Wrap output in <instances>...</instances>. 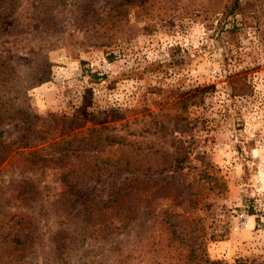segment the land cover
<instances>
[{
    "label": "rangeland",
    "instance_id": "374dc122",
    "mask_svg": "<svg viewBox=\"0 0 264 264\" xmlns=\"http://www.w3.org/2000/svg\"><path fill=\"white\" fill-rule=\"evenodd\" d=\"M116 1L0 0V55L16 61L11 95L42 118L33 128L55 119L60 128L82 131L79 138L102 128L101 143L120 146L119 154L141 169L107 171L104 182H91L97 193L108 197L113 186L106 180L119 186L124 178L130 183L149 176L159 178L153 197L123 203L126 219L114 217V203L108 228L81 232L79 219L58 221L61 205L23 201L14 185L25 175L0 166V238L24 240L30 231L16 223L26 216L35 221L38 240L34 251L19 253H6L0 240V264H156L154 251L143 245L161 231L163 215L157 214L163 211L200 247L203 264H264V0H241V12L224 30L219 14L206 9L213 0H138L125 7L123 37L91 24L96 12ZM192 6L198 9L182 16ZM30 16L35 21L27 26ZM15 20L20 24L13 26ZM37 73L42 80H35ZM235 75L245 85L240 92L228 83ZM207 85L212 88L204 99L186 108L181 93ZM28 126L5 124L6 141L17 140ZM73 150L93 155L96 148ZM145 155L158 164L154 172L139 166ZM65 186L49 170L41 182L44 204L55 198V187ZM145 187L138 183L136 190L146 194ZM124 190L126 198L136 192ZM55 232L75 239L56 252Z\"/></svg>",
    "mask_w": 264,
    "mask_h": 264
},
{
    "label": "trees",
    "instance_id": "16d2710c",
    "mask_svg": "<svg viewBox=\"0 0 264 264\" xmlns=\"http://www.w3.org/2000/svg\"><path fill=\"white\" fill-rule=\"evenodd\" d=\"M146 1L140 4L143 5ZM136 2H138V0H119L107 4L102 11L96 12L94 17L97 18V20L91 24L94 25L98 31L102 29L104 31L114 30V34L117 35L121 33L123 37L126 32L124 28V18L127 15L124 11L125 7L130 3ZM212 3L213 5H211V7H209L210 3H208L206 9L210 10L209 8H211L214 13L219 14V25L223 30L226 28L227 24L231 23V16L237 15L242 9L241 0H213ZM196 9H198L196 6H192L191 8L186 7V13L184 15L182 14V16H190L188 15L189 12L191 10L196 11ZM161 14L162 13H159L158 16H161ZM160 16L157 19H162ZM157 19L152 25H157ZM2 20L3 16H0V22H2ZM30 20L31 21L27 22V26H30L32 22L35 21V18L30 16ZM15 24H20V22L15 20L12 25L14 26ZM96 25H98V27ZM148 26H151L150 22L145 25L144 28ZM10 31L8 30L7 32L9 33ZM2 52L10 53L7 48L2 49ZM15 62L16 61L12 60L7 54L0 55V166L15 167L16 170H19L20 174L25 175V177L18 181V184L14 185L20 191V198H22L23 201L30 202V204L42 203L43 208L52 204L57 207L61 205V209L56 211L58 221H60V219H79L77 225H81L80 231L85 232L87 228H90L91 234L100 233L110 226L111 220L107 215L109 214V210H111L110 207H112L114 203H118L117 205H119V208L115 210L114 217L120 219L128 218L129 213L128 209L123 206V203L137 200L138 203H142V201L148 203L153 197V191L156 190L155 182H157L159 178L154 179L149 176L144 179L141 176L133 177L130 183H126V178H124V181L120 182L119 186L116 181L106 180L105 183L110 182V186H113L110 187V192L106 199L101 193H97V191H101L98 189V185L93 186L91 184V182L95 181L97 184L104 182V176L107 175V171L111 172L123 169L125 171L132 170V172H135L141 170L132 165L130 158L124 159L119 154L121 151L120 146L115 148L114 144L111 142L101 143L102 140H105L102 128L93 127L89 129V131L91 133L96 132L95 135L91 134L79 138L78 136L82 131L60 128L55 119L51 121L43 119L39 124L40 128H38V124L35 125L34 128L32 127L42 118L37 117L31 112L30 108L20 107L19 104H17V97L11 95L16 89L13 81L18 77L15 75L16 69L13 67ZM33 77H35L36 81L43 79L41 73H37L33 75ZM240 80L241 79L236 75L231 76L229 79L228 83L233 88V91L234 89L238 92L244 90L245 85H239ZM210 88H212V86L207 85L183 91L181 93L183 95L182 102L186 108L195 105L199 99H204V95ZM15 120L29 124V126L17 140L8 142L4 137L6 133L4 126L5 124L9 125ZM32 140L34 141L33 144L30 143ZM90 147L96 148L93 155L81 152L83 149ZM74 148L80 149L81 153L76 154L79 150H73ZM106 153H109V155L104 158L103 156ZM116 153L118 156L113 157ZM18 158H20V160ZM139 166L147 167L149 173L154 172L155 168L159 167L152 155L143 156L140 159ZM163 168L167 169V166ZM49 170L53 171V173L60 174L67 186L62 190L55 187L57 190L55 198H48L50 201L47 202L48 204H44L46 197L43 196V192L46 187L50 186L43 185L45 188H41V182L42 177L46 176ZM138 183L139 188H141V186H147L145 189L148 193L139 194L136 190ZM167 185V182L161 184L158 189L164 190L167 188ZM125 188L132 189L133 191L135 189L137 193L135 192L133 194L134 196L126 198ZM150 190L152 193H150ZM78 206L81 207L79 211L74 209ZM131 206L135 211V204ZM120 209H123V211ZM74 210L76 214L73 213ZM44 213H47L49 216L48 209H46ZM161 215H163V217L160 219V223L158 222L161 231L158 232L157 235L150 234L146 236L145 238L148 239V243H144L143 245V247L148 246L147 253H152L154 251L151 258L155 260V263L183 264L182 262L186 261L185 264H203V256L199 251L200 247H194L188 242L186 237L179 230L177 224L171 220L170 214L165 211L157 214L158 217ZM169 216L170 219H168ZM14 218L13 216L12 219ZM16 224L25 226L23 228L30 232L24 240L20 238L7 239V234H5L2 239L0 238L3 243L0 242L2 249L6 253L12 251L19 253L20 250H26V252H28L29 250L34 251L38 248V240L34 233L35 221L30 219V217L23 216ZM167 233L171 234L168 238L165 237ZM54 234L51 242L56 252H58L59 249L62 251L65 247H69L70 242L75 239L69 238L72 236H68L65 238L67 240H63V238L59 237V233L56 234L55 232ZM84 238L87 237L85 236ZM186 248H188V251ZM144 260H146V257ZM205 260L208 259L205 258L204 261Z\"/></svg>",
    "mask_w": 264,
    "mask_h": 264
}]
</instances>
